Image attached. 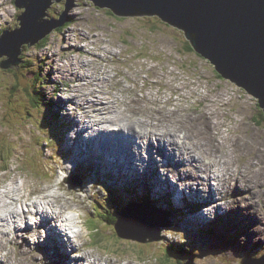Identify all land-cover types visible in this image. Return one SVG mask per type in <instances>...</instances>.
<instances>
[{"label":"rangeland","instance_id":"obj_1","mask_svg":"<svg viewBox=\"0 0 264 264\" xmlns=\"http://www.w3.org/2000/svg\"><path fill=\"white\" fill-rule=\"evenodd\" d=\"M63 10L64 0L52 2L46 11V19H57ZM21 12L13 0H0V35L20 27L16 20ZM69 13L70 21L45 37L44 42L19 48L16 67L0 68V191L7 183L12 186L27 184V190H41L51 185L48 192L54 190L61 195L67 194L68 200H82L86 220H92L95 223L92 228H98V231H82L77 238L82 243H73L81 246L79 251L92 246L94 251L89 255L97 264H257L253 262V256L264 248V112L256 99L235 83L220 77L214 67L189 46L182 30L157 16L119 17L106 8L95 7L88 0H75ZM5 59V55L0 56V64ZM89 69L98 71L96 78L100 80H94L92 91L98 83L107 92L104 97L115 102V99L134 98L138 91L139 95H148V99L143 98V103L158 107L163 118H168L165 125L157 124L155 132L161 130L180 138L184 137L182 132L188 133L184 141L192 156L197 155L202 160L216 156L218 159L214 164L217 168L221 161H226L233 171L252 176L249 180L253 184L258 183L254 174L261 172L262 185L255 186L247 179L240 181L239 176L236 179L228 177L223 169L227 178L225 185L221 186L222 190L218 181H213V186L211 183L209 187L218 189L220 194L211 190L217 194L214 195L216 198L212 197L208 186L199 189L197 181L190 176L195 167L175 164L178 154L166 144V154L173 159H161L163 166L169 161L172 164L165 168L168 179L179 184L174 185V192L169 191V195L177 200L168 198V193L161 188L159 176L165 172H159L158 168L160 175H157L153 165L148 170L149 177L140 171L131 190L127 178L119 179L118 173L108 171L95 159L97 157L92 156L93 164L87 173V159H74L69 145L75 140L77 145L81 135L85 141L97 140L98 136L86 137L88 129L74 132L72 128H65L64 122L68 121L69 125L73 120L71 110L77 111V119L83 118L77 105L78 100L89 98L86 96L88 90L80 88L77 93L69 90L77 81L81 85L86 83L85 78L79 77L81 74L91 77ZM74 95L77 99L68 104L65 100ZM113 104L110 109L119 116L122 109L118 103ZM129 105L132 106L133 101ZM149 121L154 122V115ZM118 137L119 133L116 139ZM99 144L103 145L102 142ZM82 147L86 154L94 153L89 148L97 149L95 144L89 147L86 142ZM142 148L150 153L153 148V156H159L163 151V146L142 144ZM158 163L162 164L161 161ZM106 172L111 179L106 178ZM185 175L189 177L181 183L178 178ZM70 178L74 180V187L66 181ZM60 182L65 186V192L56 191L55 185ZM179 186L186 189L184 198L177 189ZM250 187V193L245 192ZM83 188L89 198H84ZM138 195H142V199L137 201ZM202 198L209 203L202 206ZM2 199L9 201L7 197H0ZM143 202L144 206L137 207L136 204ZM250 205L251 209H248ZM121 209L122 219L118 225L124 234H136L145 240L160 237V241L139 243L122 239L115 234L113 225H103L100 221L104 220L102 217L113 219L117 215L115 211ZM9 217H4V232L13 229ZM26 223L29 228L23 227L25 232L18 237L26 244L7 246L10 253L5 258L9 264H72L66 259L69 252L64 253L68 248L61 237L65 235L63 231L57 244L44 240L43 244L50 247L49 252H43L40 243H33L28 238L33 230H37L40 238V226L52 241L54 234L47 227L49 223L32 224L27 217ZM93 240H97V244ZM175 242L184 245L186 251L179 259H167L163 251ZM174 248L179 252L177 247ZM84 256L86 261L80 256L73 259H81L82 264L91 263L88 255Z\"/></svg>","mask_w":264,"mask_h":264},{"label":"bare ground","instance_id":"obj_2","mask_svg":"<svg viewBox=\"0 0 264 264\" xmlns=\"http://www.w3.org/2000/svg\"><path fill=\"white\" fill-rule=\"evenodd\" d=\"M86 65H84V66H86ZM92 68H94V67H92ZM89 70L92 71V69H89ZM94 70H95V68H94ZM96 73H98V71H96ZM96 73L94 71H92L93 76L91 75V77L89 75L87 76V74H81V76L79 78L80 79L85 78L86 83L84 85H81V83L77 81L75 83V87L72 88L71 90H69L73 93H77L78 92L77 90L80 88H84V89L88 90V94H86V96L89 95V98H86L84 96L85 99L78 100L79 104L77 105V107L80 109V111L83 112V115H82L83 118L81 120L77 119L75 117V114L77 111L71 110V117L73 118V120L70 122L69 125H68V121L64 122V124H66V126L68 125L67 127L64 125V127L68 128V129L72 128L74 130V132L81 130V129L82 130L88 129V134L86 137L96 136V135L98 136L96 138L97 140H86L85 141L83 138V135H81V136H79L80 147H78L79 141L77 142V145H75L76 140L73 144L70 143L71 145H69L70 146L69 151H71L72 154H74V159H75V157H77V158L83 157V160L87 159V169H86L87 173L90 172V168L93 164L92 163V160H93L92 156L97 157L95 159H97L98 162H100L103 166H105V168L108 171L111 170L114 173L117 172L119 179L123 180V179L127 178L128 182L131 183L130 185L132 187L129 188L131 190L136 185L138 175L141 174L140 173L141 170L138 166H142V169H143L142 174L145 177H149L148 176V170H151L150 165H153L152 169H153V171L154 170L157 171V172L155 171L157 173V175H159L158 174V168L161 170L159 172H165V173H163V176H161L159 178V180H161V183H160L161 188H163L166 191V193H168L167 194L168 198L170 197L171 200L172 199L177 200L175 196L172 195L173 196L172 197L169 195V191L174 192V190H175L174 185L176 187V183L174 180L168 179L169 176H168V173H166L167 169L165 168V166L166 167H168L167 165L172 166L170 161L173 159V158L171 159L169 157V155L166 154V149H167V146H165V144H166L169 147L173 148L174 151L178 154L179 158H177L175 160V164H184L185 163V164L192 165L195 167L196 170L194 172H192L190 174V176L197 181L199 189H201L203 186L209 187L211 183H212L211 185L213 186V181H215V182L218 181L217 185L220 186V188L223 190V188L221 186L225 185V182L227 179L225 174L222 173L223 169H225L226 172L228 173V177H233L234 179H236V177L239 176L240 181L242 179H244V180L247 179L246 181L251 179L252 176H249L245 172H243V174L240 175L241 171H238V170L233 171L231 169V167L229 166V163L226 161H225V163H223V161H221V165L219 166L220 168H217V165L214 164V162L218 159L216 156H212L210 158L203 159V160L198 159L197 155L192 156L191 149L187 147V145L184 141V137H186L188 135V133L182 132L184 137L180 138L178 135H175L173 133L164 134V132L161 130L155 132L154 129L157 126V124L165 125L167 123L168 118H163V115H162L163 112L161 111V109H158V107L156 108V107H153L151 105L148 106L145 103H143V98L148 99V95H146V94L139 95V91H138L137 93H135L134 98H131L129 100H127V99H115L116 100V102H115V101H111L110 98L104 97L107 94V92L104 91L103 90L104 88H101L98 83H97V86H94V89L92 91L91 86L94 85V84L92 85L94 80H95V82L100 81V80H97L96 77L99 76V74L96 75ZM104 75H106V73ZM90 78H93V79L90 80ZM101 79H104V78H101ZM66 91H67V89H66ZM72 99H77V96L74 95L70 100H65V101L68 102V104H69ZM131 101H133L132 106L129 105V103H131ZM113 103H115V105L118 103L119 109L120 108L122 109L121 112L119 113V116L115 115V113L113 112V109H110V108H112V106H114ZM140 103H141V105H140ZM148 108H150L151 110H149ZM119 109H118V111H119ZM153 115H154V122L150 123L149 119H151V117ZM65 120H66V118H65ZM86 120H89V122L92 121V123L88 124L86 122ZM168 121H171V119H169ZM177 123H181V122H177ZM147 127H150V130H148ZM137 129L139 131H137ZM118 133H119V137L116 139V136H118ZM128 135H131V138H128ZM122 138H123V140H121ZM76 139H77V136H76ZM68 140H69V138H68ZM70 141H72L71 138H70ZM104 141H107V142H104ZM114 141H116V143H114ZM84 142H86L89 145V147L91 145L95 144L97 149L89 148L90 150H92L94 152L93 154H86L87 152L84 151V148L82 147V144H84ZM100 142H102L103 145H100L99 144ZM135 142H139V144H137ZM142 144L144 146L146 145L148 147L150 145L152 147L163 146V151L159 152V154H160L159 156L158 155L153 156L154 150H153V148H151L152 149L151 153L149 156H147V159L145 160V158L143 156V152H141V150H143ZM217 145H219V144L217 143L216 146ZM134 147L136 148L137 151H135V152L132 151L129 154L128 150L129 149L132 150ZM137 147H139V149ZM220 147H221V145H219V148ZM107 153L110 156H108ZM161 158H164V159L168 158L167 160H170V161L165 166H161L163 164L159 165V163H158V162L162 161ZM155 159H156V161H155ZM190 160L192 161V163L190 162ZM84 161H86V160H84ZM94 165H96V164L94 163ZM79 166H82V164H79ZM157 166H158V168H157ZM122 167H123V169L121 170ZM97 169H101V168H97ZM230 172H232V173H230ZM193 173H195L196 177L192 175ZM260 173L254 174V178H256L257 182H258L257 184H255V183L253 184L252 180H249L248 183L253 184L255 186L259 185V187H260L262 185V179H263L262 173L261 174ZM104 175L106 176V178L108 180L111 179V178H108L107 172ZM188 177H189L188 175H185V176H180L178 179L181 183H183V181L185 179H187ZM107 179H105V180H107ZM170 182H171V185H170ZM172 182L174 183L173 185H172ZM237 184H238V181H237ZM151 185H152V182H151ZM5 186H6V184H5ZM55 187L57 188L56 191L65 192L66 188L64 185H62L61 182L57 183L55 185ZM50 188H51V185L47 186L41 190H27V184L26 185L20 184V185L12 186L11 184L7 183V186L4 188V190L0 191V197H2V198L7 197L9 199V201H11V203H4L3 199L0 200V203H2V204H0V206H2V207H0V211H2L4 208L13 207L14 205H17V204H19L21 206V210H19L18 212L14 211L12 213H9V216L12 218L11 226H13V229L11 230V232H9V231L4 232L3 231L2 223H3L4 217L0 216V264H9L8 259L5 258V256L8 253H10V251L7 249V246H12V245L18 244V245H21V247H22L26 244V243L23 244V239L18 238L21 234H23L25 232L21 227H19V222H20L21 218H23L24 225H25L24 228H26V229L29 228L28 224L26 223V217L28 218L29 216H32V215H35L39 218V220H38L39 224L40 223H43V224L49 223V224H47V227H49V225L51 223L54 224L57 221L62 226L65 223V221L61 220L60 216L62 215V212L64 210H67L69 208H81L82 209L83 205L80 202L82 200H79L78 196H76V200H79V201H74L73 199L68 200L66 198L67 194L64 193L63 195H61V194L56 193L54 190H50L48 192V190ZM213 188L209 187V191H210V195L212 197H215L214 195L216 193L213 194V191H211V190H216V192L219 190L213 189ZM181 189H184L181 191V195L184 194V196H186V193H185L186 189L185 188H181ZM235 189H238V186H236ZM250 189H252V188L251 187L248 188L247 190H245V192L250 193L249 192ZM21 193H23V195H21L20 200L17 201L15 199V197L17 195H20ZM82 193L85 196L84 198H89L90 195L89 194L86 195V189L85 188L82 189ZM219 194H220V191H219ZM32 196H37V201L34 203L31 202ZM216 196H217V194H216ZM216 200L217 199H212V201H216ZM148 201H151V199H148ZM200 203L207 205L206 203H209V201L206 202L202 198ZM73 205H76V206L74 207ZM136 205H137V207H141V206L145 205V202H143L142 204H136ZM244 205H248V204H244ZM49 208H61L62 212L60 214L49 213L47 211V209H49ZM249 208L251 209V205L248 207V209ZM32 209H35V211H32ZM49 228L52 230L54 236H53L52 241L47 236H46V239L48 241L54 243V244H57V242H56L57 238L60 237L62 231L65 233L66 229H63L62 227H59L57 229H55L54 227L53 228L49 227ZM39 229H40V226L38 227V230ZM88 229H90V228H88ZM79 236H80V233H77L76 239ZM61 237L63 239H70V238H67L65 235H63ZM39 239L40 238L37 237V240H39ZM28 240H31V239L28 238ZM47 240H46V242H47ZM43 243H41V244L37 243V244L40 245V249L43 252H49V248H48V247H50L49 244H43ZM30 244H31V241L28 242L29 246H31ZM70 246L73 248V250L75 252L79 251L80 247H81V246H75L74 243H71ZM66 248H67V245H66ZM68 252L69 251H67V249L64 250L65 254ZM18 253H21V252L19 251ZM86 255H88L89 261L91 262L89 264H97V263L93 262V257L91 255H89V254H86ZM80 258L83 260L85 258V256H80ZM66 259H68L67 254H66ZM77 259L74 258L75 261H69V262L72 264H75L79 260L80 262H78V263L82 264L81 263L82 260L81 259L77 260Z\"/></svg>","mask_w":264,"mask_h":264},{"label":"water","instance_id":"obj_3","mask_svg":"<svg viewBox=\"0 0 264 264\" xmlns=\"http://www.w3.org/2000/svg\"><path fill=\"white\" fill-rule=\"evenodd\" d=\"M60 1L14 0L15 7L22 10L16 20L20 27L0 35V56H6L0 64L1 69L17 66L22 45L34 46L70 21L69 12L75 0H64V10L57 19H46L52 2ZM88 1L119 17L157 16L179 28L191 48L206 59L220 77L245 90L264 112V0ZM67 182L75 186L72 178ZM121 214L122 210L114 225L118 237L139 243L160 241V237L145 240L136 234H124L118 225ZM252 260L264 264V257Z\"/></svg>","mask_w":264,"mask_h":264},{"label":"clouds","instance_id":"obj_4","mask_svg":"<svg viewBox=\"0 0 264 264\" xmlns=\"http://www.w3.org/2000/svg\"><path fill=\"white\" fill-rule=\"evenodd\" d=\"M137 131H139V130L137 129ZM132 151L135 152L137 150L134 147L132 149ZM145 159H147V156H145ZM138 167L140 168L141 171L143 170L142 166H138ZM177 189L181 190L179 188H177ZM21 195H23V193H21L20 195H17L15 197V199L17 201H19L21 198ZM36 201H37V196H32L31 202L34 203ZM4 203H11V201L6 200V201H4ZM0 207H2V206H0ZM19 208H20L19 204L14 205L13 207H8V208L0 211V216L9 217V213H12L14 211L18 212ZM207 210L208 209H204V211H207ZM32 211H35V209H32ZM47 211L49 213L60 214L62 212V209L61 208H49V209H47ZM86 216H87V213L81 208H69L67 210H64L62 212V215L60 216V219L65 221V223L62 226L59 224L58 221L54 224L49 225V227H54L55 229H57L59 227L66 229L65 236L67 238H70V239H63V240H64L65 244L67 245V248L69 251V256H68L69 261H75L73 259L74 256H84V255L92 253L94 251V248L92 246H88V247H83L82 250L79 252H75L73 250V248L70 246L71 243H73V242L77 245H80L82 243V241L79 239H76V234L81 233L82 231H88L89 230L86 227ZM9 219H10V217H9ZM28 220H30L32 224H36V223H38L39 218L35 215H32V216L28 217ZM24 226L25 225H24L23 218H21L20 222H19V227L23 228ZM38 231H39L40 239L37 240V230H33V232L30 235V239L33 243H40L41 244L46 239V230L44 228H41ZM160 231L163 232V231H165V229H161ZM243 242H244L243 238H241V243H243ZM262 257H264V248L257 251L255 253V255L253 256V259L259 260Z\"/></svg>","mask_w":264,"mask_h":264},{"label":"trees","instance_id":"obj_5","mask_svg":"<svg viewBox=\"0 0 264 264\" xmlns=\"http://www.w3.org/2000/svg\"><path fill=\"white\" fill-rule=\"evenodd\" d=\"M68 23V22H67ZM46 39V38H45ZM42 42H44V39L43 40H41L40 42H39V44H41ZM38 44V43H37ZM190 46V45H189ZM7 160H9V158H7ZM6 160V161H7ZM140 199H142V195H138V196H136L135 197V200H140ZM149 198H146V200H148ZM96 209V208H95ZM116 212V216H114V218L113 219H109L108 217H102L104 220H100L102 223H103V225H105V224H107V225H115V223L117 222V219H118V212H119V210H116L115 211ZM98 215H100V213L98 214ZM101 216V215H100ZM102 216H104V214L102 215ZM98 221H99V218L97 219ZM97 223V225L99 224L98 222H96ZM86 224H87V227L88 228H90L89 230H91L92 232L94 231L95 233L98 231V228H95V229H93L92 227H93V225L95 224L92 220H90V219H87L86 220ZM90 225V226H89ZM94 240H95V237H94ZM93 240V241H94ZM98 240V239H97ZM97 240L96 241H94V243H96L97 244ZM174 247H177V249H178V251L179 252H177V250L174 248ZM184 251H186V247L184 246V245H180V244H178V243H173L172 244V246H167L165 249H164V254H165V257L167 258V259H179L180 257H181V255H184ZM177 252V253H176Z\"/></svg>","mask_w":264,"mask_h":264},{"label":"flooded vegetation","instance_id":"obj_6","mask_svg":"<svg viewBox=\"0 0 264 264\" xmlns=\"http://www.w3.org/2000/svg\"><path fill=\"white\" fill-rule=\"evenodd\" d=\"M14 1V0H13Z\"/></svg>","mask_w":264,"mask_h":264}]
</instances>
